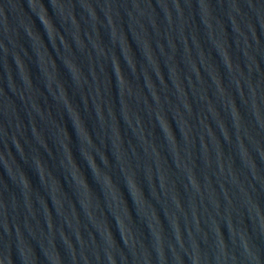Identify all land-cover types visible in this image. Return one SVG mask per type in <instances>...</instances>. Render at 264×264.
<instances>
[{
	"label": "water",
	"instance_id": "obj_1",
	"mask_svg": "<svg viewBox=\"0 0 264 264\" xmlns=\"http://www.w3.org/2000/svg\"><path fill=\"white\" fill-rule=\"evenodd\" d=\"M0 264H264V0H0Z\"/></svg>",
	"mask_w": 264,
	"mask_h": 264
}]
</instances>
